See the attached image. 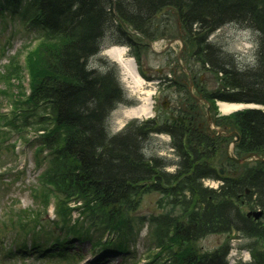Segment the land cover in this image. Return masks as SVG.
<instances>
[{"label":"trees","instance_id":"1","mask_svg":"<svg viewBox=\"0 0 264 264\" xmlns=\"http://www.w3.org/2000/svg\"><path fill=\"white\" fill-rule=\"evenodd\" d=\"M2 6L43 37L26 56L29 92L13 102L43 106V115L28 112L21 116L25 126L47 118L54 124L42 136L52 176L65 188L64 199L80 201L82 213L93 220L90 225H71L68 234L91 241L92 247L102 248L103 255H129L126 243L133 231L132 213L144 193L158 190L169 209L141 221L154 225L150 248L154 252L145 264H227L228 242L211 252L195 246L210 233L235 231L255 237L264 248V219L254 222L241 209L246 187L252 190L251 206H264V165L246 175H221L215 165V148L221 142L164 122L157 125L155 119L133 121L112 133L110 114L126 101L119 71L114 63L104 62L102 69L89 63L108 36L112 37L110 45H128L140 62L139 41L164 37L159 27L162 22L170 25L171 15L193 44L194 60L220 83L219 89L203 95L210 104L222 100L264 105V0H0ZM228 23L257 33L253 67H239L209 39ZM1 79L9 87L16 86L11 76ZM221 120L240 131V152L264 153V110L247 108ZM161 132L171 135L178 157L173 172L167 170L168 161L144 151L150 133ZM207 178L222 179L223 184L207 187L203 184ZM34 218L19 220L20 229L37 228ZM93 225H104L116 235L112 241L101 242V234L89 232ZM237 264H264V252L256 248L252 261Z\"/></svg>","mask_w":264,"mask_h":264},{"label":"rangeland","instance_id":"2","mask_svg":"<svg viewBox=\"0 0 264 264\" xmlns=\"http://www.w3.org/2000/svg\"><path fill=\"white\" fill-rule=\"evenodd\" d=\"M5 8L0 7V264H88L94 257L91 252L92 242L85 239L81 241L78 236L69 235L67 230L71 225L78 226V224L85 225V223L90 225L93 220L89 221L88 217L82 213L83 206L77 199H71L67 195V199H64L65 188L56 184L58 179L52 176V162L42 136L53 130L54 124L51 119L47 118L40 124L25 126L20 119L21 116L28 112L43 115V106L33 107L30 104L13 102L16 97L23 100L29 92L26 56L43 41V37H40L39 32H33L28 28L18 15H10ZM167 17L165 15L163 21H166ZM169 20L170 25L168 26L163 22L160 25L158 22L161 26L159 28L163 29L161 33L165 36L153 40L156 52L142 41L138 43L141 63L138 66L135 62L136 68L139 73L141 71L144 73V76L141 73L140 75L147 82L145 86L155 91L152 114L147 117L125 115L129 108L139 104V99L125 81L121 65L105 54V50L109 47L121 45H110L112 37L108 36L103 48L90 59V66L97 69H102L104 62L118 66L126 101L118 104L110 114L112 133L120 132L134 120L154 118L157 125L161 124L169 118L170 112L180 102L191 103L185 100L188 94L183 89L189 84L188 78L184 76L182 64L192 71L194 93L204 95V93H211L220 88L217 77L212 72L201 69L194 60L193 44L188 43L180 24L171 15ZM170 38L178 40L165 49L164 46ZM209 39L223 50L224 56L229 59L234 58L239 67L248 68L256 64L258 35L253 29L236 23H228L211 34ZM121 47L126 48V56L133 58L129 47L126 45ZM180 50L181 61L178 62L177 54ZM8 61L12 64L9 65ZM3 75L11 76L16 86L5 85L1 79ZM198 79L202 89L198 88ZM163 103H166V107H163ZM219 103L216 101L214 104L212 101L209 107L210 112L214 117H219L220 114L219 119L223 118L227 121L233 112L222 113ZM203 117L204 113L198 119ZM215 149V165L218 168L230 169L225 164V145L224 147L220 145ZM144 151L148 156L168 161V171L175 170L178 157L171 145L168 133H150L145 141ZM206 184L214 186L216 182L208 180ZM161 194L158 190H151L141 196L140 202L136 201L139 205L137 203L138 207L132 213L133 231L126 243L129 255L115 253L109 255L106 261L100 257L90 264H140L153 254L154 249L150 248L154 243V225L141 221L149 220L152 216L157 217L169 209V206L162 200ZM62 202H67V205L57 211ZM53 206L57 213L55 217L52 213ZM72 206H75L73 210L70 208ZM66 207L67 209H63ZM242 210L245 211L246 208L243 207ZM64 216H67L66 222L63 221ZM31 217H35L34 219L38 221L37 228H29L28 232L18 228L19 220L26 221ZM90 230L92 235L101 234L103 240L107 238L108 241H112L116 235L112 229L109 230L104 225H93L89 232ZM238 236H233V233H210L194 244L202 251L211 252L224 241H228L231 247L230 254L227 256L228 262L235 264L239 259L249 262L251 256L246 246L254 247L253 238L255 237ZM40 245L42 246L39 247ZM259 248L264 252L263 247L259 246ZM234 260L236 261L233 262Z\"/></svg>","mask_w":264,"mask_h":264},{"label":"flooded vegetation","instance_id":"3","mask_svg":"<svg viewBox=\"0 0 264 264\" xmlns=\"http://www.w3.org/2000/svg\"><path fill=\"white\" fill-rule=\"evenodd\" d=\"M200 84V83H199ZM202 97V94L200 93ZM203 107V108H202ZM210 108L206 106L203 102L198 103H179V105L174 108L170 112L169 118L164 120V123L170 124L171 126H175L178 128H186L187 130H193L201 135H207L214 140V143L220 145H225V158H226V166H229L230 169H225L224 167L219 168V173L224 176H241L243 174H248L251 172L252 168L255 169L256 166L262 167L264 165V153L258 154L255 153L256 157H247L243 161H237L242 157L247 156L252 152H240L237 148L242 139V135L238 129L232 128V126L222 123L221 119L218 117H211L209 114ZM176 112V113H175ZM208 112V116H207ZM204 113V120L198 119L199 116H202ZM210 117V120H208ZM231 131H237L239 133L238 137L232 136L229 134ZM232 143V145H231ZM219 145V146H220ZM217 147V145H215ZM235 155V156H234ZM234 156V158H232ZM237 158V159H236ZM261 158V159H258ZM218 169V167L216 166ZM213 182H216L215 186H211L212 188H218L219 185L223 184L222 179H211ZM251 189L249 187L245 188V194L242 201L241 209L246 208V210H242V212L248 217L251 218L254 222L261 221L264 219V206L261 207H253L251 206L252 198H251ZM240 198V195L238 196ZM259 214L258 216L255 215Z\"/></svg>","mask_w":264,"mask_h":264},{"label":"bare ground","instance_id":"4","mask_svg":"<svg viewBox=\"0 0 264 264\" xmlns=\"http://www.w3.org/2000/svg\"><path fill=\"white\" fill-rule=\"evenodd\" d=\"M125 53L126 48L121 46H112L105 50V54L108 57L121 65L125 81L139 99V104L129 108L125 112V115L128 117H147L152 114L153 95L155 91L145 86L147 82L139 74L133 58L126 56ZM219 107L223 113H230L243 108L244 104L220 102Z\"/></svg>","mask_w":264,"mask_h":264},{"label":"water","instance_id":"5","mask_svg":"<svg viewBox=\"0 0 264 264\" xmlns=\"http://www.w3.org/2000/svg\"><path fill=\"white\" fill-rule=\"evenodd\" d=\"M146 40H147L149 46L151 47V49H152L153 51H155V49L153 48L152 42L149 41L148 39H146ZM173 41H174V39L169 40V41L167 42V44H166V47H168ZM178 58H179V56H178ZM183 68L186 70V67H185V66H184ZM186 71H187V70H186ZM187 73L189 74L188 71H187ZM190 91H191V88H190ZM191 95H192L194 98H196L197 101H200V98L196 97V96L192 93V91H191ZM208 120H210V117H208ZM229 134L238 137L237 132H231V133H229ZM247 157H256V156H255V154H252V153H251V154H248L247 156L243 157L242 159H237V161H243V160H245ZM232 158H234V156H232ZM258 159H261V158H258ZM255 215L258 216L259 214H256V213H255Z\"/></svg>","mask_w":264,"mask_h":264}]
</instances>
